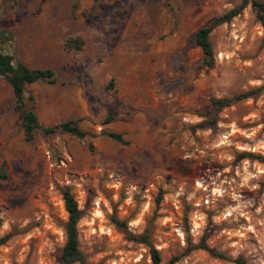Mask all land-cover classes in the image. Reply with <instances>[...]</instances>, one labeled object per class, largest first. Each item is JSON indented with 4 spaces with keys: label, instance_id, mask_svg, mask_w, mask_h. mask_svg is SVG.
<instances>
[{
    "label": "rangeland",
    "instance_id": "1",
    "mask_svg": "<svg viewBox=\"0 0 264 264\" xmlns=\"http://www.w3.org/2000/svg\"><path fill=\"white\" fill-rule=\"evenodd\" d=\"M239 1L0 0V53L56 78L26 84L17 109L0 76V264H64L65 188L88 264H152L113 218L146 232L161 264H264V164L237 159L264 156V29L248 5L211 31L212 67L194 44ZM30 107L42 126L79 119L92 136L37 129L26 142ZM201 240L231 260L188 250Z\"/></svg>",
    "mask_w": 264,
    "mask_h": 264
},
{
    "label": "trees",
    "instance_id": "2",
    "mask_svg": "<svg viewBox=\"0 0 264 264\" xmlns=\"http://www.w3.org/2000/svg\"><path fill=\"white\" fill-rule=\"evenodd\" d=\"M169 1V0H168ZM250 6L254 12L256 20L264 29V1L263 0H240L239 3L226 12L212 18L201 27H199L194 34V44L198 46L202 52V66L212 67L214 65V54L212 44L209 39L211 31L217 26L229 23L235 16L239 15L243 9ZM81 41L79 39H68L64 43V47L67 50L81 48ZM0 76L4 77L8 84L11 86L14 99L15 108H22L25 106V92L24 87L26 84L33 82H44L47 84H55L56 78L54 77V71L51 69L41 68H29L23 63L15 62L13 57L9 54L0 53ZM109 85H112L110 82ZM254 92H242L235 94L229 98L212 99L211 106L215 110H219L222 107L229 106L230 104L247 98ZM27 99L32 101L31 95L27 96ZM112 117L110 114L105 118V122H110ZM23 137L26 142L33 141L35 137V131L40 129L45 134H53L58 130L71 134L77 138H83L91 133L84 131L79 126V119H69L59 122L52 126H42L37 119V115L32 107L24 109L22 115ZM109 138L119 142L125 143L121 134L104 131L102 132ZM248 158L258 160L264 164V156L259 154H252L249 152H242L237 155V159ZM63 203L67 212V222L65 224V243L60 253V259L64 264H88L86 257L80 250L78 245V232L77 222L82 216V211L78 208L77 202L68 188H65L62 192ZM113 223L124 233L126 239L137 243H143L149 246L150 259L152 264H161L159 252L150 245L148 240V234H135L130 231L125 221H119L113 218ZM9 238V235H5L0 238V245L5 243ZM202 249L210 255L223 259L231 260L224 252L218 251L214 247L207 246L203 240L195 245H190L188 250ZM178 257L171 258L167 264L174 263ZM233 261L238 262V259Z\"/></svg>",
    "mask_w": 264,
    "mask_h": 264
}]
</instances>
